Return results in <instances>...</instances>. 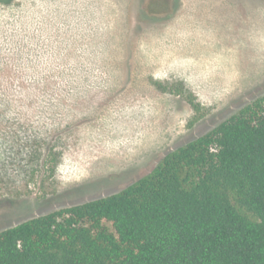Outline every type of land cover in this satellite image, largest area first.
Returning a JSON list of instances; mask_svg holds the SVG:
<instances>
[{
    "label": "rangeland",
    "instance_id": "374dc122",
    "mask_svg": "<svg viewBox=\"0 0 264 264\" xmlns=\"http://www.w3.org/2000/svg\"><path fill=\"white\" fill-rule=\"evenodd\" d=\"M263 94L264 0L0 2V231L122 190Z\"/></svg>",
    "mask_w": 264,
    "mask_h": 264
},
{
    "label": "trees",
    "instance_id": "16d2710c",
    "mask_svg": "<svg viewBox=\"0 0 264 264\" xmlns=\"http://www.w3.org/2000/svg\"><path fill=\"white\" fill-rule=\"evenodd\" d=\"M0 264H264V94L122 190L1 230Z\"/></svg>",
    "mask_w": 264,
    "mask_h": 264
}]
</instances>
